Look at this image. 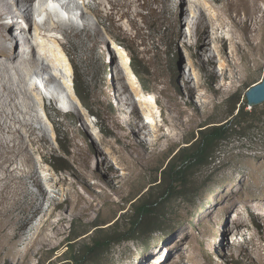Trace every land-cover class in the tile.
I'll list each match as a JSON object with an SVG mask.
<instances>
[{
    "label": "rangeland",
    "instance_id": "rangeland-1",
    "mask_svg": "<svg viewBox=\"0 0 264 264\" xmlns=\"http://www.w3.org/2000/svg\"><path fill=\"white\" fill-rule=\"evenodd\" d=\"M84 1L80 0L81 11L91 19L89 23L82 24L81 13L71 12L74 20H62L74 21L79 29L69 38L53 28L47 33L66 44L79 81L89 88L96 116L79 100L72 103L61 94L53 99L44 80L26 73L38 85L29 89L42 120V126H33L38 143L31 142L29 128L17 126L37 164V177L10 201L20 202L16 214L0 217V264H63L61 257L69 240L81 237L79 241H89L99 221L107 228L119 220L125 234L133 216L132 201L162 182L161 170L169 158L195 142L200 129L226 122L233 105L228 97L236 91L245 97L264 78V0L258 2L261 10L254 23L247 21L244 10L239 16L233 11L220 17L224 25L219 31L215 30L220 23L216 15L223 13L226 0H199L202 14L195 18L191 14L194 0H137L138 5L131 9L127 7L130 0L92 1L91 6L101 4L98 13ZM246 1L253 7L252 0ZM38 3L10 0L12 9L31 14L15 30L27 33L41 24L35 15ZM69 7L75 10L73 4ZM49 9L44 6L45 17H51ZM3 12L6 25L19 19ZM5 29L9 40L12 31ZM29 39L35 46L36 53H31L34 62L40 55L46 58L39 44L57 49L50 37ZM118 48L127 52L130 66L135 59L150 94L136 78L144 93L153 98V106L146 108L132 93ZM17 49L20 58V41ZM8 60L0 56L1 62ZM23 68L31 72L29 66ZM48 72L59 79L52 66ZM12 75L19 78L15 70ZM16 90L15 96H21V89ZM254 109L242 129L215 147L206 165L180 180L182 188L169 198L162 211L166 219L155 233L116 245L103 261L86 264H142L143 260L193 264L191 259L200 264H259L252 250L259 247L264 255L263 211L252 212L242 204L240 214L222 217L214 205L216 194L226 186L232 185L235 192L245 188L240 177L245 175L248 185H253L254 174L264 173V103ZM151 113L156 129L149 120ZM24 115L19 112L22 120ZM57 138L70 156L64 155ZM53 156L67 160L66 173L57 174L47 163ZM154 189V196L164 191ZM235 220L241 222L238 229ZM228 227L239 238L235 234L226 238Z\"/></svg>",
    "mask_w": 264,
    "mask_h": 264
},
{
    "label": "bare ground",
    "instance_id": "bare-ground-1",
    "mask_svg": "<svg viewBox=\"0 0 264 264\" xmlns=\"http://www.w3.org/2000/svg\"><path fill=\"white\" fill-rule=\"evenodd\" d=\"M25 1L33 4V0ZM35 1H39L35 6L37 7L35 8V15H37L38 20L40 18L41 24H36L35 29L30 28L27 33H25L21 30H15V27L22 25V23H26L30 19L31 14L29 15V12L21 11L17 9V7L12 9L9 6L10 0H0V56H6L9 58L8 61H0V217L8 214H16L20 202H18V200L15 202L10 201L14 200L21 193H24L28 181L37 177V164L33 155L29 152V148L25 147L23 136H21V128L17 126V124L20 123L29 128L28 132L30 134L31 142L34 145L38 143L35 138V129L33 126L35 124L42 126V120L37 101H35V98H33L29 92V89H36L38 85L29 81L26 77V73L31 77L34 76L39 80H44V82L50 86L48 88L46 87V89L50 90L53 99L56 100L61 94V96L64 97V100L72 101V103H76L79 100L74 90L73 65L67 46L58 36L50 35L47 32L49 31L48 28H53L54 30H60L63 35L69 38L70 34L79 29L74 21H72V24L64 22L62 20L63 17L60 15L61 13L63 15H69L71 12H75V15L77 16L81 13L82 17L80 19L82 24L84 21L89 23L91 19L88 18L87 14L81 11V9L83 10V6H81L80 0H52L50 3H44V0H34V2ZM92 1L96 0H85L84 4L86 6H91ZM67 2H69V4ZM252 2L254 3L253 7L250 5L249 1L246 0H226L223 13L216 15L220 23L215 30L219 31L223 28L224 20H220V17L223 18L225 14L233 11L239 16L241 10H244L246 12L247 21L254 23L255 19L257 20L255 15L261 10V6L258 3L259 0H252ZM70 4L74 5L75 10H70ZM136 4L137 0H130L127 3V7L131 9ZM44 6L50 8L51 17H53L52 15H55L56 19H51V17L48 16L45 17ZM52 7L58 8L59 11L56 12L55 10H52ZM91 7L93 11L97 13L101 10L100 3ZM4 10L6 11V14H14L13 16L16 15L19 19H14L6 25L4 21ZM191 10V14L194 15V18L201 15V2L199 0H194ZM42 18L46 19L43 20ZM71 18L72 17H70V21ZM5 27L12 31L9 40L4 33ZM40 35L53 39V42L57 45V49L50 48L48 44H39V50L46 55V58L43 59L40 55L38 62H34L32 60L33 54L31 55V53H36L35 46L31 43L29 36H35L37 38ZM75 35H79V33L77 32ZM19 37H22V40H19ZM19 41L22 43L23 47L20 58L17 49V43ZM117 54L121 62L122 71H124V74L129 81L132 93L137 99H139L142 105L146 106V108L153 106V98L144 93L135 74L132 72L130 58L127 52L118 48ZM25 65L30 67L31 72H27V70L23 68ZM49 66H52L58 74V80L57 78L50 76V73L48 72ZM12 70L17 72L19 78L13 77ZM16 88L21 89V94L23 96H15V94L18 93ZM68 89L71 90L70 94L68 93ZM19 112L25 113L23 120L19 117ZM149 120L152 124L151 126L156 129L158 125L152 113L149 115ZM159 127L160 129L163 128L162 126ZM258 174L259 173H257V175L254 174L253 185H248L245 175L240 177V181L245 185V188L242 191L235 192L232 189V185H228L222 189L221 192L216 194V202L214 205L218 208L220 216L225 217L232 213L240 214V206L242 204L252 212L257 209L264 213V173L261 172L259 175ZM15 185H17L16 188ZM255 202H261L262 206H255ZM218 222L219 220L217 219L214 221V224H217ZM234 224H237L236 229H238L241 222L235 220ZM225 233L227 238L230 234H235V230L232 227H228L226 228ZM235 236L239 238L237 233ZM234 243L238 244L237 240H235ZM175 246L179 247L180 243L176 242ZM10 252L13 251L10 250ZM252 252L257 256L259 264H264V255H262L261 249L254 246ZM181 256H185L184 251L181 252ZM191 261L193 264H200L195 259H191ZM142 264L149 263L143 260ZM167 264H169V261ZM174 264L186 263L178 262Z\"/></svg>",
    "mask_w": 264,
    "mask_h": 264
},
{
    "label": "trees",
    "instance_id": "trees-1",
    "mask_svg": "<svg viewBox=\"0 0 264 264\" xmlns=\"http://www.w3.org/2000/svg\"><path fill=\"white\" fill-rule=\"evenodd\" d=\"M131 68L140 80L144 91L150 94V90L143 84V74L136 65L134 58L131 59ZM73 69L75 94L81 105L93 116H96V113L93 112L90 106L89 88L85 83L79 81V73L74 65ZM228 103L233 105L230 106L229 118L226 122L200 129L198 132L199 138L195 142L181 148L174 156L172 155L169 158L167 165L161 170L162 182L156 186H151L147 192L140 194L132 201L133 216L128 222L130 228L124 231L125 234H122L119 220L107 228L104 227L106 225L101 224L99 221L94 226L95 231L89 241L82 240L81 242V240L79 241L81 237L69 240L67 250L61 257V263L86 264L103 261L116 245L134 241L138 239V236L143 237L155 233L157 227L162 225L166 219V215L162 211L168 204L169 198L173 197L174 193L182 188L179 185L180 180L187 177L194 168L206 165L212 159V152L215 151V147L225 141L233 132L242 129V125L248 122L247 117L251 116L253 110H255L254 108L250 111L248 110L249 104L247 99L238 91L228 97ZM100 132L105 134L102 129H100ZM57 142L64 155L70 156V152L59 138H57ZM47 163L57 174L66 173L68 170V162L63 158L53 156ZM156 183L154 182L153 184ZM156 187L160 189L164 188L161 195H153L154 188Z\"/></svg>",
    "mask_w": 264,
    "mask_h": 264
},
{
    "label": "water",
    "instance_id": "water-1",
    "mask_svg": "<svg viewBox=\"0 0 264 264\" xmlns=\"http://www.w3.org/2000/svg\"><path fill=\"white\" fill-rule=\"evenodd\" d=\"M245 98L251 108L264 103V78L247 91Z\"/></svg>",
    "mask_w": 264,
    "mask_h": 264
}]
</instances>
